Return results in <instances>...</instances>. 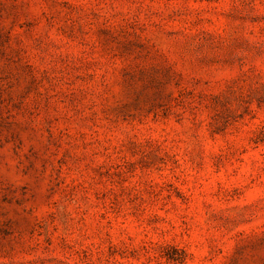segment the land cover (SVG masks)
<instances>
[{"label": "rangeland", "instance_id": "374dc122", "mask_svg": "<svg viewBox=\"0 0 264 264\" xmlns=\"http://www.w3.org/2000/svg\"><path fill=\"white\" fill-rule=\"evenodd\" d=\"M0 264H264V0H0Z\"/></svg>", "mask_w": 264, "mask_h": 264}]
</instances>
